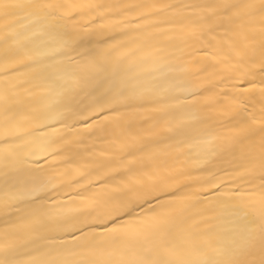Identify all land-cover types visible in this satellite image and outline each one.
Returning <instances> with one entry per match:
<instances>
[{
  "label": "snow or ice",
  "instance_id": "6c2138e0",
  "mask_svg": "<svg viewBox=\"0 0 264 264\" xmlns=\"http://www.w3.org/2000/svg\"><path fill=\"white\" fill-rule=\"evenodd\" d=\"M0 264H264V0H0Z\"/></svg>",
  "mask_w": 264,
  "mask_h": 264
},
{
  "label": "bare ground",
  "instance_id": "6f19581e",
  "mask_svg": "<svg viewBox=\"0 0 264 264\" xmlns=\"http://www.w3.org/2000/svg\"><path fill=\"white\" fill-rule=\"evenodd\" d=\"M98 2L111 3V2H116V0H98ZM173 2H180V0H173ZM189 67L194 70L195 66L189 65ZM205 86H207V84H205ZM212 115L215 116V115H218V113H212ZM78 127H82V126H78ZM88 146L89 147L92 146L90 142H89ZM102 147H103V145L99 141H97L95 144V150H96L97 154L99 153V151L101 150ZM85 155H87V154H85Z\"/></svg>",
  "mask_w": 264,
  "mask_h": 264
}]
</instances>
